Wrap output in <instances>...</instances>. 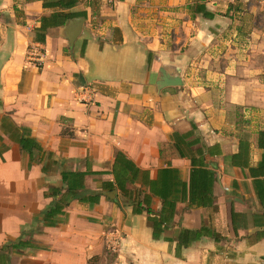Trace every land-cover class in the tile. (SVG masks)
I'll return each mask as SVG.
<instances>
[{
    "label": "crops",
    "instance_id": "1",
    "mask_svg": "<svg viewBox=\"0 0 264 264\" xmlns=\"http://www.w3.org/2000/svg\"><path fill=\"white\" fill-rule=\"evenodd\" d=\"M42 1L0 0V116L34 128L72 169L89 167L83 192L98 193V202L72 199L48 226L20 212L28 204L41 214L51 198L18 189L19 219L4 225L2 264H84L108 234L114 264H264V189L254 186L262 176L249 170L262 153L264 27L256 15L264 0L247 8L250 0H240L242 13L232 10L238 0H203L207 15L195 11L201 0H79L66 10L81 15L45 28L37 66L29 30L57 10ZM236 14L250 16L249 29ZM80 17L69 46L68 22ZM162 64L178 67L180 83L157 85ZM18 150L12 142L1 154L11 168ZM117 151L134 164V198L137 188L151 193L138 212L133 193L101 188L113 181ZM205 174L213 179L203 205ZM159 177L161 195L147 186ZM111 190L117 202L103 194ZM200 227L190 243H177L181 228Z\"/></svg>",
    "mask_w": 264,
    "mask_h": 264
},
{
    "label": "trees",
    "instance_id": "2",
    "mask_svg": "<svg viewBox=\"0 0 264 264\" xmlns=\"http://www.w3.org/2000/svg\"><path fill=\"white\" fill-rule=\"evenodd\" d=\"M79 0H43L42 6L44 7H56L50 16L39 18V25L32 27L30 32L33 34L32 40L42 43L44 41L45 28L49 25H59L61 22H64L67 18L81 15V12H71L66 10L71 6H75ZM91 0H87L89 4ZM86 3V2H85ZM195 11L197 13H202L207 15V10L204 5L203 0L195 4ZM15 14L20 15L18 8L15 4L12 6ZM194 9V8H193ZM231 9V4L226 8V12ZM234 12H243V3L238 0L234 8ZM241 21L240 29L247 27L249 29L250 25V16L246 14L245 16H240L236 14ZM243 22V23H242ZM1 104V103H0ZM4 138L8 139L11 142H14L18 145L19 150L27 154V163H36L39 166V170L42 174H52L58 175V181L56 183L43 181L40 185H43L44 190L40 192L43 197H50V206L41 212L40 219L41 221L48 226H55L57 223L58 217L64 215V208L67 207L69 202L72 199H76L78 202H86L88 199H91L94 203L98 202V193H85V176L93 173L89 167H84V169H72L69 159L58 158L56 154L49 149L44 148L38 138L33 134L32 130L25 126L15 123L11 118L6 115L0 116V155L1 153L8 150V144L4 141ZM4 141V142H3ZM257 144L261 148L262 153L256 167H249L250 172L261 175L262 178L257 180L254 186L256 191H261V188L264 189V130H260L257 137ZM241 151V150H240ZM60 162H65V165H62ZM256 168V169H255ZM111 172L113 174V181H103L101 182L102 189H113L116 188L124 193L131 192L133 193V206L132 212H138L140 209L139 204L143 199V202H148L151 198V193L141 191L139 188L135 191L134 198V188L130 189L127 187L128 184H134V164L128 160L121 152L117 151L115 154L114 162L112 164ZM213 177L205 174L204 180V189H203V201L197 199L198 203H203L205 205L208 202L206 199L207 193L210 191V183ZM162 178L159 177L155 180H150L147 184L148 188L155 194L162 193L161 191ZM196 199V198H192ZM135 201V203H134ZM264 201V193L263 200ZM168 205H172L168 203ZM170 209V208H169ZM160 210H163L161 207ZM146 211L151 213L153 210L146 207ZM160 220H156L153 230L159 231L162 229L160 227ZM202 233V228L196 230L192 229H182L178 235L177 243L179 245H186L190 243L191 240L195 239ZM16 244V243H15ZM104 252L107 254L112 253V249L104 246ZM114 258L116 259V254L113 253ZM100 259L99 255L91 256L86 260L84 264H95L97 260ZM0 264L2 262L0 261Z\"/></svg>",
    "mask_w": 264,
    "mask_h": 264
},
{
    "label": "rangeland",
    "instance_id": "3",
    "mask_svg": "<svg viewBox=\"0 0 264 264\" xmlns=\"http://www.w3.org/2000/svg\"><path fill=\"white\" fill-rule=\"evenodd\" d=\"M215 1H218L224 4L228 2V0H215ZM211 2H214V0H211ZM245 3H244L245 4L244 7L246 8L248 6L247 4H252V5L256 4L254 0H250ZM257 12L258 13L256 15V23L260 27H264V9L257 10ZM31 130L34 132V128H32ZM4 141L7 144L9 143L8 144V149H9L12 142H10L6 138H4ZM26 155L27 154L25 152L18 150L17 155H16L17 158L16 156L15 158H12L14 162L12 168H11L12 164H8L7 160H5L0 155V226L2 225V228L0 227V253L1 254H4L2 251L3 249H5V245H6L4 242L5 240H8L6 239L7 238L6 236H8V233L4 229V225L5 226L9 224L12 225L16 223L17 220L19 219L17 218L18 209H17V206L14 204L16 200L17 190L24 189L26 193H34L31 191V189L35 187L36 189L40 190L38 192L39 194L41 191L44 190L43 185H40V183H42L43 181L56 183L55 181H58V177H57L58 175L42 174L41 172H39V170L37 169L38 164L36 163L28 164L27 162L25 164L23 160L26 157ZM18 162H20V168L24 167L23 168L24 176L22 175L23 174L22 170L18 168ZM69 163L70 165H72L71 162ZM75 165H77V163H75L73 166ZM16 170H18L19 173H17ZM30 198H32V195H30ZM44 198H48V197H44ZM49 206L50 205L48 203L45 207H43V209H47ZM38 208L39 207H36L34 210H37ZM32 209L33 208L30 205L28 204L24 205V213L21 211L20 217H22V214H23L24 218H31V220H38L41 214L29 212ZM29 224H32V222L26 223V226H28ZM25 234H32V233L31 232L28 233L26 230ZM113 251L114 250H112V253L110 251V253L107 254L103 250L102 253L99 254L100 259H98L95 264H114V262H116L114 258L112 259V261H110L111 258L114 256Z\"/></svg>",
    "mask_w": 264,
    "mask_h": 264
},
{
    "label": "water",
    "instance_id": "4",
    "mask_svg": "<svg viewBox=\"0 0 264 264\" xmlns=\"http://www.w3.org/2000/svg\"><path fill=\"white\" fill-rule=\"evenodd\" d=\"M82 20H83V18H81V17L80 18H73L68 22L65 36L67 38L69 46L72 45V42H73L75 36L80 31ZM178 83H180L178 67H176L174 65L162 64L159 68V71H158L157 85L178 84ZM103 194L108 199H113L117 202L116 190L104 191ZM177 231H178L177 227L171 228V234H172L173 239H175V240L177 238V235H176Z\"/></svg>",
    "mask_w": 264,
    "mask_h": 264
},
{
    "label": "built area",
    "instance_id": "5",
    "mask_svg": "<svg viewBox=\"0 0 264 264\" xmlns=\"http://www.w3.org/2000/svg\"><path fill=\"white\" fill-rule=\"evenodd\" d=\"M99 1H103L106 3L113 2V0H99ZM26 30H29V28H26ZM28 48L31 51V55L33 56L35 64L37 66L41 65L44 60V54H43L42 48L40 47V42L30 40L28 43ZM85 89H88V88H85ZM78 99L79 101H83L84 98L82 96H79ZM105 246L113 250L115 246V237L114 236L110 237V235L108 234L105 239Z\"/></svg>",
    "mask_w": 264,
    "mask_h": 264
}]
</instances>
